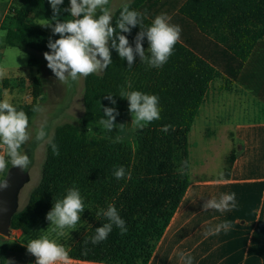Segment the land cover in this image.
Masks as SVG:
<instances>
[{"label": "trees", "instance_id": "1", "mask_svg": "<svg viewBox=\"0 0 264 264\" xmlns=\"http://www.w3.org/2000/svg\"><path fill=\"white\" fill-rule=\"evenodd\" d=\"M128 5L130 10H147L144 24L148 26L156 15H169L171 23L182 29L180 41L167 63L159 68L149 67L137 55L129 69L127 61L121 60L110 47L113 62L102 74L84 78V113L78 123L56 129L52 142L58 146L59 155H54L48 144L41 180L25 207L12 219L11 230L22 232L21 240L1 244L0 264H7L8 251L28 252L26 241L47 220L55 201L73 186L83 197V213L90 227L67 249L69 258L103 264H149L187 192L189 135L213 81L221 76L223 90L229 91L236 84L264 104V0H133ZM59 7L62 10L70 7V0H63ZM121 10L122 7L114 14L113 27ZM69 15L61 11L58 19H71ZM52 16L49 0H13L2 25L5 43L28 53L29 67L39 66L40 55L50 52L49 39L53 42L59 39V35L44 31L34 22L45 20L55 25ZM139 31L137 25L130 33L120 34L135 47ZM142 46L147 55L146 37ZM128 81L131 89L127 88ZM122 87L159 97L161 118L147 125V133L138 142L134 155L124 142L91 137L82 130L87 125L99 124L104 118V107H114L119 113L114 128L125 126L130 111L128 100L119 96ZM43 93V79L37 76L32 81V104L17 108L25 111L29 121L36 116L32 108L41 106ZM108 94L113 95L114 105L106 98ZM165 125L172 128L164 132ZM185 160L188 167L180 174L178 169ZM234 160L232 154L225 178ZM33 162L31 159L27 171ZM120 166L126 175L116 179L114 171ZM6 174L2 173L0 181ZM109 204L116 207L127 232L121 235L113 226L107 239L94 245L91 237L95 229L108 222L96 213L106 210ZM86 239L88 243H84Z\"/></svg>", "mask_w": 264, "mask_h": 264}, {"label": "clouds", "instance_id": "2", "mask_svg": "<svg viewBox=\"0 0 264 264\" xmlns=\"http://www.w3.org/2000/svg\"><path fill=\"white\" fill-rule=\"evenodd\" d=\"M52 8L53 34H58L59 39L54 42L49 39L47 47L50 52L43 54L47 61V67L53 72L62 85L72 86L81 78L92 74H99L105 70L113 61L110 47L115 49L121 60H126L131 69L135 57L139 55L141 62L147 63L149 67H162L173 54L175 45L180 41L182 29L179 25L171 23V17L166 13L155 16L151 25H145L147 10L143 12L130 10L127 3L122 5L119 18L112 26V11L110 0H70V7L61 9L63 0H49ZM61 11L70 13L71 19L60 20ZM97 12L99 16L97 18ZM51 26V23L43 24ZM139 25L140 31L135 37V47L129 44L125 35L131 29ZM147 38L149 47L147 55L142 46V41ZM111 41V45H109ZM99 57V58H98ZM7 74V68L0 65V79ZM131 81L127 82V88L131 89ZM7 95V94H5ZM119 96L126 98L129 102V111L132 114V127L140 129L161 118L159 97L154 94H145L140 91H127L123 87ZM107 99L114 105L116 103L112 94ZM33 113H42L44 109L39 104L32 108ZM104 118L99 120L105 130L112 131L117 125L114 123L119 115L114 107H104ZM120 129L125 128L124 124L118 125ZM171 125H165L162 131L167 132ZM174 130V129H173ZM88 131L91 129L88 128ZM32 139V131L29 128V117L23 110L17 108L6 98L0 100V173H8L9 164L22 170L28 168L31 163L29 156L23 150V145ZM117 137L115 142H120ZM35 141L38 143L47 142L51 145L54 155H59L58 146L52 142L47 131V122L44 121L35 130ZM188 167V161H183L178 171L183 174ZM123 166L114 171L116 179L125 178ZM130 177V173L127 174ZM223 173H221V176ZM7 187V181H0V189ZM67 194L56 200L53 208L47 213L46 219L50 221L49 233H55L57 237L65 234V229L76 230L80 222L81 213L85 210L83 197L75 186L66 190ZM236 194H221L219 199H209L203 208L205 211L213 209L221 213L231 211L236 207ZM103 216L107 223L95 229V235L91 237L92 244H99L107 239L113 230V226L120 230L121 235L127 232L125 221L119 215L116 207L109 204L107 209L97 211L96 216ZM232 225L225 221L209 228L204 234H219L221 231L228 232ZM84 243H88L86 239ZM27 251L34 256L35 264H66L69 253L65 246L56 239L50 238L49 234L41 235L39 238L31 239L27 245ZM180 259L184 264H193L190 254L181 252Z\"/></svg>", "mask_w": 264, "mask_h": 264}, {"label": "crops", "instance_id": "3", "mask_svg": "<svg viewBox=\"0 0 264 264\" xmlns=\"http://www.w3.org/2000/svg\"><path fill=\"white\" fill-rule=\"evenodd\" d=\"M12 3L13 0H0V31H3L2 25L9 15ZM30 21H33L32 17ZM36 21L34 20L35 24ZM4 46L7 47L6 43ZM30 75L33 79L37 77L33 71H30ZM29 76H5L0 79V100L7 98L13 105L17 103L21 99V94L13 93L12 87L15 88L16 84L19 86L22 77L26 80ZM237 86L235 84L227 92H233L235 88L238 92ZM238 88L242 94L244 92L253 96L242 87ZM214 101L215 99L208 104L206 97L202 106L207 113L215 107ZM32 102L31 97V102L25 105ZM239 103L250 117L232 122L231 155L234 154L235 160L228 178L224 177L225 171L216 175H198V170L190 160V182L187 192L149 264H184L179 255L181 252L190 254L193 264H264V104L258 100L261 109L255 110L247 108L241 99ZM260 113L262 117L251 116ZM1 176L2 173L0 178ZM226 193L236 194L237 206L234 209L223 213L213 209L204 210L203 205L209 199H219L221 194ZM225 221L232 225L228 232L221 231L219 234L207 236L204 234L209 228H214ZM20 233L22 235V232ZM6 240L7 237L0 235V246ZM35 259L28 252L6 253L7 264H35ZM66 264L103 263L68 258Z\"/></svg>", "mask_w": 264, "mask_h": 264}, {"label": "rangeland", "instance_id": "4", "mask_svg": "<svg viewBox=\"0 0 264 264\" xmlns=\"http://www.w3.org/2000/svg\"><path fill=\"white\" fill-rule=\"evenodd\" d=\"M133 0H110V7L112 16L122 7L124 3L130 4ZM97 12V18L99 16ZM37 26L44 31L53 34L51 26L43 24L50 23L45 20H37ZM58 35V34H57ZM5 32L0 31V65L7 68L5 76H29L30 71L34 72V76H40L43 79V99L40 103L44 111L37 113L36 116L29 121V128L32 131V139L24 145L23 150L29 156L30 161L33 159V165L29 172L31 176L30 182L23 188L20 194V208H24L28 202L30 193L39 184L41 180L42 166L46 158L48 143H38L35 141V130L44 121L47 122V131L49 137L52 139L56 129L67 123H78V120L84 113L83 91L84 78L78 82L72 83L71 87L59 83L53 72L47 67V61L43 54L40 55L41 63L37 67H29V54L19 48L5 47ZM99 58V57H98ZM104 71V70H103ZM100 72L99 74L103 73ZM32 79L30 75L26 80L21 79V84H16L15 89L12 87L13 93L21 94V99L14 104L17 108L21 104L31 102L32 97ZM24 81V82H23ZM224 82L219 76L213 81L207 96L208 104L215 99V107L209 113L206 112L205 107H201V111L192 131L189 135V149L191 153V163L195 169L198 170V175H216L219 172H224L231 152L233 144L230 139V131L232 122L249 118L248 112L244 111L241 101L251 109L260 110L258 100L248 93H241L240 88L238 92L223 91ZM15 89V91H14ZM253 116H261L255 114ZM88 128L91 131H88ZM89 136L108 138L116 140L119 136L121 142H124L134 155L137 150V144L142 140L147 133V126L140 129L136 126L132 127V114L129 113L125 128H113L112 131L105 130L99 124L87 125L82 128ZM225 167V169H224ZM50 221L46 220L39 230H37L26 242L31 239L39 238L41 235L49 234L50 238H54L57 242L63 244L66 249L77 242L88 230L90 223L84 213H81L80 222L76 225V230L65 229V234L62 237H57L55 233H49ZM21 233H12L8 238L10 243H19ZM20 237V238H19Z\"/></svg>", "mask_w": 264, "mask_h": 264}, {"label": "water", "instance_id": "5", "mask_svg": "<svg viewBox=\"0 0 264 264\" xmlns=\"http://www.w3.org/2000/svg\"><path fill=\"white\" fill-rule=\"evenodd\" d=\"M4 179L7 187L0 189V235L9 237L12 219L21 210V191L30 182L31 176L29 170L11 167Z\"/></svg>", "mask_w": 264, "mask_h": 264}]
</instances>
